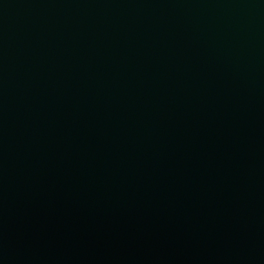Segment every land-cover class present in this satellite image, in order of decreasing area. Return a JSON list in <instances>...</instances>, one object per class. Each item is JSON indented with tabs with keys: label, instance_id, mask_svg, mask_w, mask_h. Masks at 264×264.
<instances>
[{
	"label": "water",
	"instance_id": "obj_1",
	"mask_svg": "<svg viewBox=\"0 0 264 264\" xmlns=\"http://www.w3.org/2000/svg\"><path fill=\"white\" fill-rule=\"evenodd\" d=\"M0 264H264V0H0Z\"/></svg>",
	"mask_w": 264,
	"mask_h": 264
}]
</instances>
